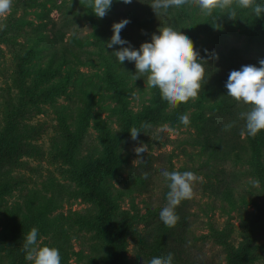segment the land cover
Segmentation results:
<instances>
[{
  "label": "rangeland",
  "instance_id": "rangeland-1",
  "mask_svg": "<svg viewBox=\"0 0 264 264\" xmlns=\"http://www.w3.org/2000/svg\"><path fill=\"white\" fill-rule=\"evenodd\" d=\"M151 3L132 0L130 4L112 5L104 18H98L88 0H13L11 11L0 17V135L8 125L6 93L14 98L20 95L14 75L16 59L24 50L34 52L26 65V84L31 85L38 74L48 71L56 74L41 89H59L50 100L36 105L37 114L22 128H45L37 140L26 141L41 155H23L19 159L21 167L0 171V187L10 185L0 200L1 237L9 233L14 222H28L41 215L43 221L34 226L38 242L57 247L61 264H109V245L94 230L100 207L85 200L86 189L74 173L81 172L84 165L104 160L99 124L105 122L116 134L119 117L113 114L114 109L124 103L132 116L139 117L154 107L146 76L136 80L135 63L125 60L121 65L113 53L129 44L139 49L142 43L151 42L144 39L137 24L148 15L154 20L156 34L165 26L188 37L192 30L202 29L195 47L208 62V79L195 99L169 105L165 121L143 128L137 140L126 139L118 147L120 165L102 187L117 205L113 224L129 216L128 223L135 231V236L126 241L128 264H149L153 257H166L168 253L174 254L173 264H228V249L217 243L214 231L231 229V245L240 250L245 243L244 228L250 222H255L254 248L264 249V183L257 166L259 163L264 176V153L258 161L251 151L240 159H229L202 146L209 138L212 146L220 148L229 139V126L240 133L244 121L239 113L245 104L228 95H210L209 90L217 76L229 75L245 65L259 67L264 54L252 43L257 33L229 18L227 9L206 15L193 5L156 15ZM233 7L236 17L248 23L262 19L252 9ZM42 14L51 18L48 26H44ZM212 17L216 19L212 21ZM122 19L130 21L121 31V38L129 44L108 48L112 26ZM40 31L49 34L50 40H39ZM52 52H58L57 60L66 57L68 62L56 65L50 58ZM62 106L67 111L59 115ZM87 110L89 125L82 144L74 152L73 164L65 163L57 156L67 146L57 129L61 116L76 132ZM183 114L189 115L188 126L180 123ZM240 139L243 142L245 136L236 140ZM141 145L145 152L138 155L135 148ZM164 170L191 171L202 178L193 186V198L176 208L180 220L174 227H167L159 216L169 191L168 181L161 175ZM139 178L147 182L144 189L134 185ZM165 235V251H156V243L164 241ZM0 264H13L6 252H0ZM251 264H264V257Z\"/></svg>",
  "mask_w": 264,
  "mask_h": 264
},
{
  "label": "trees",
  "instance_id": "trees-1",
  "mask_svg": "<svg viewBox=\"0 0 264 264\" xmlns=\"http://www.w3.org/2000/svg\"><path fill=\"white\" fill-rule=\"evenodd\" d=\"M258 4L264 6V0H256ZM125 4L122 0H113L115 6ZM262 19L256 23H248L242 17H236L235 20L240 26L250 29L257 33L258 38L252 40V43L256 45V50L264 54V13L261 14ZM43 20L46 22L44 26H48L52 22L51 18L42 14ZM216 18L212 17V21ZM138 28L141 35L145 40L151 41L153 33H155V23L151 16H146L138 21ZM202 31L200 28H196L191 31L189 38L192 39L194 44L197 41L199 33ZM39 40H50L49 34H44L40 31ZM250 50V44L247 45ZM52 48L50 47V50ZM45 51V48H43ZM47 51V48H46ZM65 52H69V48H64ZM202 58L204 53L198 51ZM58 52H52L50 58L56 65H63L68 62V59L63 57L62 60H57ZM34 58V52L32 50H24L20 57H17L14 83L17 87L20 95L16 98L12 97L10 92L7 91L6 99V115L8 119V125L5 131L0 135V171L6 169H14L21 167L19 159L23 155H41V151L27 144V140H37L43 133L44 127H36L32 130L23 131L25 121L30 120L37 114L36 105L47 102L59 91L57 88L41 89L44 83L48 82L56 73L45 72L38 74L31 85L26 84L27 69L26 65ZM54 63V64H55ZM229 75L217 76L211 82V88L209 90L210 95H227V88L225 87ZM117 98L120 100V93L117 91ZM152 97L154 107L146 109L145 112L139 116H132L127 106L123 103L121 107L114 109L113 114L119 117V131L116 134H112L105 122L99 124L100 140L104 148L105 158L94 165H84L81 172H75V177L85 187L84 198L86 201L95 202L100 207V216L98 223L94 225V230L100 239L106 241L111 250L109 264H128L127 261V237L135 236V231L128 223L129 216H123V218L113 224L112 217L117 209L113 198L102 187L106 177L114 175L120 165L117 150L122 142L131 138L130 129L136 127L140 131L145 122L150 125H158L165 121V111L169 107L167 101L163 100L158 88H152ZM222 104L225 105V98L221 99ZM229 102H232L231 100ZM250 105L244 106V111L250 109ZM58 110V113H64L67 111V107L62 106ZM61 122L57 126V129L61 132L63 137L67 141L65 150L58 151V158L65 163L73 164L74 152L82 144L85 131L89 125L90 112L87 110L83 116L81 123L76 132L71 131L64 117L61 116ZM244 123L241 127L243 128ZM240 129V132H241ZM227 137L229 138L225 143L222 142L220 148L212 146L209 138L204 139L202 144L203 148L212 150L213 153L223 154L229 159H240L241 156L248 151L252 152L255 159L258 161L264 153V131L258 133L254 138L245 136L244 141L236 140L241 136L232 126H229ZM18 133V135H16ZM235 140H232V137ZM259 175L261 181L264 183L263 170L259 163ZM136 187L145 188L147 182L145 179L139 178ZM10 187V185H8ZM8 187H0V200L1 196L8 192ZM232 195V194H228ZM43 221L41 215L32 218L28 222H14L9 233L5 237L0 236V252H6L13 264H29L25 259L26 253L22 249L24 243V237L34 228L35 225L40 224ZM250 222L246 224L244 228V246L240 250H236L231 245V229H227L224 232H215L214 237L218 244L228 249V264H251L253 260L264 257V249L254 248V224ZM164 241H158L156 243V251L159 249L165 251L168 243V236L163 237ZM32 264V263H30ZM181 264V263H176Z\"/></svg>",
  "mask_w": 264,
  "mask_h": 264
},
{
  "label": "clouds",
  "instance_id": "clouds-1",
  "mask_svg": "<svg viewBox=\"0 0 264 264\" xmlns=\"http://www.w3.org/2000/svg\"><path fill=\"white\" fill-rule=\"evenodd\" d=\"M125 4L132 0H122ZM113 0H88V6L93 8V13L98 18H104L111 9ZM195 5L202 14L212 15L214 10H230L228 17L235 19L237 13L233 5L241 9H252L257 17L264 13V6L256 0H152L150 4L156 15L167 14L171 8ZM13 0H0V17H5L12 9ZM128 19H122L112 26L113 35L107 42V47L129 44L121 38V31L129 23ZM159 34L153 33L151 42H144L139 49L121 47L114 51L118 62L123 65L125 60L135 63L137 79L146 76L147 86L158 88L163 100L171 106L187 103L195 99L208 77L206 66L208 62L203 59L196 50L191 38L183 32L175 30L172 26L160 27ZM207 51V50H206ZM225 87L227 95L237 102L250 105V109L239 113L244 121L241 136L255 137L264 131V59L256 65H245L240 70H232L229 73ZM184 126L190 124L188 114L179 117ZM146 122L142 128L149 127ZM131 138L137 140L141 131L136 127L130 129ZM139 155L145 152L144 146L135 148ZM161 175L168 181L167 204L160 211V220L167 227H174L180 220L176 208L184 200L194 196V184L202 180L191 171H167ZM38 229L32 228L24 237L22 245L26 253L25 259L32 264H61V255L57 247L42 246L38 242ZM174 254L168 253L166 257H153L149 264H173Z\"/></svg>",
  "mask_w": 264,
  "mask_h": 264
}]
</instances>
